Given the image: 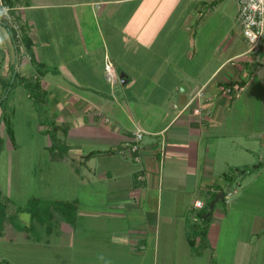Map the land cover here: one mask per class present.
I'll return each instance as SVG.
<instances>
[{
	"label": "crops",
	"instance_id": "obj_1",
	"mask_svg": "<svg viewBox=\"0 0 264 264\" xmlns=\"http://www.w3.org/2000/svg\"><path fill=\"white\" fill-rule=\"evenodd\" d=\"M13 1L33 45L0 24V263L264 264V40L250 51L236 0Z\"/></svg>",
	"mask_w": 264,
	"mask_h": 264
},
{
	"label": "built area",
	"instance_id": "obj_2",
	"mask_svg": "<svg viewBox=\"0 0 264 264\" xmlns=\"http://www.w3.org/2000/svg\"><path fill=\"white\" fill-rule=\"evenodd\" d=\"M236 3L238 9L237 22L241 28V32L249 43L250 51L253 53H259L262 49L264 40V0H236ZM0 7L2 8V14L7 18H11V7L4 4L2 0H0ZM19 27L18 24L15 25L16 29H19ZM105 70L109 82L113 85L118 79V74L109 56H106L105 58ZM241 89V86H235V88L228 87L227 92L231 93L232 96L237 97L239 96ZM196 111L198 112L199 109L197 108ZM143 135L142 131H137L134 135V141L126 142L124 144V146L130 150L131 154L133 153L132 157L136 161H140L141 159ZM140 178H142V176H140ZM231 194V192H228L226 197L229 198ZM195 205L198 208H202L204 202L197 200Z\"/></svg>",
	"mask_w": 264,
	"mask_h": 264
},
{
	"label": "trees",
	"instance_id": "obj_3",
	"mask_svg": "<svg viewBox=\"0 0 264 264\" xmlns=\"http://www.w3.org/2000/svg\"><path fill=\"white\" fill-rule=\"evenodd\" d=\"M2 1H3L4 4H7V5H9L11 7V10H10L11 18H7L3 14L0 15V24L6 26L10 31H12V33H13V35L15 37V36H17L16 29L14 28V24H11L12 23L11 20L12 21L17 20L18 16H19L17 14V11L14 9L15 2L13 0H2ZM20 26L23 28L22 29L21 38H22L25 46L27 47V49L28 50H32V45H33L32 39L26 33V31L24 29V26L23 25H20ZM32 91H35V86H34V88H32ZM32 94H33V96H35L36 92H32ZM59 129H60V127H58L56 124H51V127L49 129V134H50V138H51V142H52V152L54 154H56V155H59L60 157H64L68 147L65 144H63L61 142V140L58 138V130ZM37 204H38L37 200H32L29 203V207L22 208V209L25 210V211L29 210L35 215L36 212H37V208H38ZM68 205H69V203H65L64 204V206H66V207H68ZM7 207H8V204L5 202V200L1 196V191H0V227L2 226V223L4 221L5 212H6ZM207 210H208V212L211 211L209 209H207ZM202 218L204 220H208L209 216L203 215ZM207 222L208 221H206V225L204 226V228L202 230L203 231L202 233L205 232V229H206V226H207Z\"/></svg>",
	"mask_w": 264,
	"mask_h": 264
},
{
	"label": "rangeland",
	"instance_id": "obj_4",
	"mask_svg": "<svg viewBox=\"0 0 264 264\" xmlns=\"http://www.w3.org/2000/svg\"><path fill=\"white\" fill-rule=\"evenodd\" d=\"M51 11L52 10L50 9V10L46 11V13L48 14V17H50V20H49L50 24H48V25H50L51 30H52L53 29V25H52V19H51V14H52ZM17 13L19 14V12H17ZM18 17L20 18V15ZM19 121H20V123L18 124V126L16 125V129H17L18 134H19L18 142L20 141V143H22V144L32 143V142H35V143L42 142V140L44 138H40V136L37 133L36 119L35 120H31L29 125H27L26 123H25V125L22 124V122L25 121L24 118H22V119L19 118L18 122ZM30 131H32V132L30 133ZM2 143L6 147L7 142L4 141ZM5 155H6L5 152L0 154V161L5 157ZM3 173H4V168H0V180H1L2 186L4 185V174ZM5 215H6V212H5ZM0 241L3 242L4 239H0ZM1 242H0V256L2 254L4 255V249H5L4 243H1ZM25 250L28 251L27 252V257H26V259H23V262L20 261V263H22V264H43L44 261H45V264H50L49 260H43V262H42V259H40V256L38 258L39 253H38V250H37V248L35 246L33 248L28 246V247H26ZM15 259H16V261L20 260V258H17V256H16ZM0 264H4V263H0Z\"/></svg>",
	"mask_w": 264,
	"mask_h": 264
},
{
	"label": "water",
	"instance_id": "obj_5",
	"mask_svg": "<svg viewBox=\"0 0 264 264\" xmlns=\"http://www.w3.org/2000/svg\"><path fill=\"white\" fill-rule=\"evenodd\" d=\"M219 198H220V199H224V198H225V193H224V192H219V193L216 195L215 199L212 200V201L210 202V208H211V209L214 208V204L219 200Z\"/></svg>",
	"mask_w": 264,
	"mask_h": 264
}]
</instances>
